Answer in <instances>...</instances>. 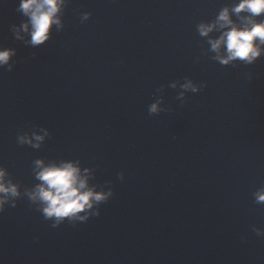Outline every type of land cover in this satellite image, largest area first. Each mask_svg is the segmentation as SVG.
I'll return each mask as SVG.
<instances>
[{
  "label": "water",
  "instance_id": "1",
  "mask_svg": "<svg viewBox=\"0 0 264 264\" xmlns=\"http://www.w3.org/2000/svg\"><path fill=\"white\" fill-rule=\"evenodd\" d=\"M232 2L72 0L33 47L11 31L19 0H0V47L17 50L0 69V166L22 193L38 159L114 191L100 216L57 228L22 196L0 214V264H264V56L221 65L220 33L197 30ZM186 78L206 87L181 103ZM37 126L39 148L17 142Z\"/></svg>",
  "mask_w": 264,
  "mask_h": 264
},
{
  "label": "clouds",
  "instance_id": "2",
  "mask_svg": "<svg viewBox=\"0 0 264 264\" xmlns=\"http://www.w3.org/2000/svg\"><path fill=\"white\" fill-rule=\"evenodd\" d=\"M72 0H19L17 11L26 20L19 26L13 24L11 31L15 39L23 41L33 47L48 42L53 32L62 31L64 23L62 15ZM81 22L92 16L91 12L80 14ZM201 37H208L210 33L219 32L218 38L209 39L211 51L216 52L214 57L221 65L233 64L240 61L246 65L254 64L264 56V0H233L226 4L212 21H202L197 25ZM25 34V35H22ZM17 50L11 47H0V69H14L13 58ZM182 84L177 100L186 102L185 94L190 91L198 93L206 87V83L197 85L191 79ZM172 87H176L175 84ZM162 109L159 101L148 107L150 115L158 114ZM43 132V135L39 133ZM50 135L49 130L35 127L30 131L18 134L17 142L20 145H30L39 148L41 143ZM35 178L40 181L33 189L20 191V185L14 183V178L8 169L0 166V214L8 206L16 207L22 196H27L31 204L36 205L46 221H52L51 227L57 228L66 221L72 225L87 222L92 217L101 215L100 205L108 202L114 191H97L90 187L88 177L82 172L78 162H61L45 164L43 160H36ZM83 171H87L86 169ZM124 180V173L118 174ZM254 202L264 204V186L254 193ZM257 236L264 238V229L253 226ZM37 239H39L37 237Z\"/></svg>",
  "mask_w": 264,
  "mask_h": 264
}]
</instances>
